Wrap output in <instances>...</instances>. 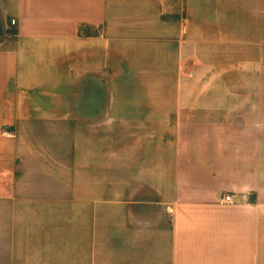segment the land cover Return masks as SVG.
I'll use <instances>...</instances> for the list:
<instances>
[{"label":"crops","instance_id":"1","mask_svg":"<svg viewBox=\"0 0 264 264\" xmlns=\"http://www.w3.org/2000/svg\"><path fill=\"white\" fill-rule=\"evenodd\" d=\"M133 1L0 0V264L62 262L68 247L98 264L101 243L112 264L117 236L131 264H264L249 138L264 127L234 125L229 142L196 125L211 99L183 92L192 9ZM249 2L264 55V0Z\"/></svg>","mask_w":264,"mask_h":264},{"label":"rangeland","instance_id":"2","mask_svg":"<svg viewBox=\"0 0 264 264\" xmlns=\"http://www.w3.org/2000/svg\"><path fill=\"white\" fill-rule=\"evenodd\" d=\"M137 1L140 3L142 0ZM162 1L178 13L184 0ZM185 2V6L192 9L194 38L192 62L187 67L186 78L183 76L181 79L183 92L190 95L206 94L211 99L202 103V108L198 106L196 113L193 114L195 124L226 127L227 133L224 137L229 142L234 141V137L237 136L232 131L234 125L264 127V65L254 70L247 67L250 58L260 60L264 56L254 49L256 47L254 40L259 37L250 33L249 0H185ZM115 3H118L119 10L125 11L131 7V0H115ZM138 6L142 7L141 4ZM160 8L163 10V6ZM238 62H241L240 70ZM238 95L241 96L242 108L245 106L240 118L236 112ZM248 95L256 99L255 106L251 105L253 106L251 120L247 111ZM248 137V134H241V140L248 141ZM249 138L256 147L257 183L264 189V134H252ZM69 249V252L66 251L65 261L56 260L50 264H74L72 248L68 247ZM129 254L135 255L127 247L121 246L119 236L114 238L112 264H131ZM98 264H104L103 243L98 245Z\"/></svg>","mask_w":264,"mask_h":264},{"label":"built area","instance_id":"3","mask_svg":"<svg viewBox=\"0 0 264 264\" xmlns=\"http://www.w3.org/2000/svg\"><path fill=\"white\" fill-rule=\"evenodd\" d=\"M12 22L15 23V20H13ZM4 134H5V135H10V133L7 132V131L4 132ZM226 199H227V200H230V199H231V196H227Z\"/></svg>","mask_w":264,"mask_h":264}]
</instances>
